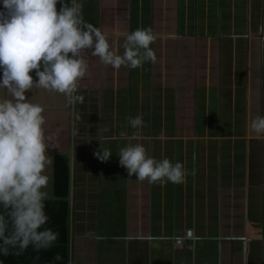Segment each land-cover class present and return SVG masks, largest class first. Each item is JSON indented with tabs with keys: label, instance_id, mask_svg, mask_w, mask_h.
<instances>
[{
	"label": "crops",
	"instance_id": "obj_1",
	"mask_svg": "<svg viewBox=\"0 0 264 264\" xmlns=\"http://www.w3.org/2000/svg\"><path fill=\"white\" fill-rule=\"evenodd\" d=\"M82 3L85 22L101 30L150 27L160 38L150 45L157 62L132 70L102 65L85 50L89 69L77 93L84 100L74 109L57 92L34 87L25 93L45 109L51 137L46 191L52 203L61 196L68 202L67 223L57 203L45 206L44 227L58 239L67 228L58 264H257L253 242L264 244V236L248 238L242 228L261 227L249 221L257 210L249 186L264 178V136L250 132L248 123L264 116V0ZM109 42L119 48L123 40L110 35ZM30 75L36 78L34 70ZM138 114L145 126L133 143L156 159L184 163L195 175L183 184L129 177L117 156L128 143L119 133L135 131L127 118ZM103 126L108 131L101 140ZM101 142L112 152L107 161L96 156ZM187 231L190 238L183 237ZM261 245L258 264H264ZM33 252L45 256V250Z\"/></svg>",
	"mask_w": 264,
	"mask_h": 264
},
{
	"label": "clouds",
	"instance_id": "obj_2",
	"mask_svg": "<svg viewBox=\"0 0 264 264\" xmlns=\"http://www.w3.org/2000/svg\"><path fill=\"white\" fill-rule=\"evenodd\" d=\"M2 5L0 89L5 90V96L0 98V254L8 256L22 255L29 246L37 252L48 250L59 237L58 232L44 227L49 222L45 202L53 198L46 191L50 177L45 170L53 159L46 154L51 137L45 133V109L27 99L25 93L34 87L57 92L74 109L84 100L77 93L89 69L85 50H92L91 56L113 69H138L146 62H157L150 45L160 37L150 27L111 34L101 30L85 22L82 0H2ZM110 35L122 38V54L110 44ZM33 70L35 79L30 75ZM70 114L80 119L74 111ZM127 120L135 131L130 135L119 133L128 143L119 148L117 156L129 177L134 175L138 181L149 184H183L188 175H195L194 170L189 173L184 163L156 159L142 143H133L142 139L143 115ZM248 128L264 136V116L250 119ZM98 131L102 140L108 129L103 126ZM76 132L73 129V135ZM159 138L164 139L163 134ZM96 156L107 161L112 152L101 142Z\"/></svg>",
	"mask_w": 264,
	"mask_h": 264
},
{
	"label": "trees",
	"instance_id": "obj_3",
	"mask_svg": "<svg viewBox=\"0 0 264 264\" xmlns=\"http://www.w3.org/2000/svg\"><path fill=\"white\" fill-rule=\"evenodd\" d=\"M61 177L66 178L64 174L61 175ZM59 202H53L51 200L46 201V205H52L56 204L57 206L64 212L65 214V223H67V212H68V202L65 200L64 196L57 197ZM63 214V213H62ZM64 221V218H62ZM63 238H59L56 243L48 250H45V256H43L41 259L39 257L34 256V252L32 250V247L29 246V248L24 252L25 256L20 258H14L12 259L10 257V254L8 256H4L0 254V264H58V260L56 259L57 256L60 258L64 256V251L62 245L63 239H66L67 241V228L65 225V234H61ZM49 254H48V253ZM60 263V261H59ZM63 264H67L66 261H63Z\"/></svg>",
	"mask_w": 264,
	"mask_h": 264
},
{
	"label": "rangeland",
	"instance_id": "obj_4",
	"mask_svg": "<svg viewBox=\"0 0 264 264\" xmlns=\"http://www.w3.org/2000/svg\"><path fill=\"white\" fill-rule=\"evenodd\" d=\"M119 37H116V39ZM165 42V40H164ZM256 175H252V178H256L254 177ZM259 176V175H257ZM258 180L252 179L251 184L249 186V199L252 202V204H254L255 208H257V210L255 209L252 210L251 206L249 205V208L252 210H250V219L249 221H251V224L255 227H257V221L260 223L261 227L259 230L255 231L254 229L250 228V225L247 224V227L242 228V234L243 235H247V237L251 238V234H253V236L259 237L262 234L264 236V187L262 186V184L264 183V178L259 179V177H257ZM258 181V182H257ZM261 186L263 187V189L261 188ZM244 214V212L242 213ZM246 219H243V221ZM243 225V223H242ZM229 233H231V231H229ZM261 233V234H260ZM253 241V240H252ZM255 243L254 246V253L256 255V260H257V264L259 262H261L260 258V247L258 245H261V243H257V239L253 242ZM261 250H262V255L264 256V244L261 245ZM264 263V260H263Z\"/></svg>",
	"mask_w": 264,
	"mask_h": 264
},
{
	"label": "built area",
	"instance_id": "obj_5",
	"mask_svg": "<svg viewBox=\"0 0 264 264\" xmlns=\"http://www.w3.org/2000/svg\"><path fill=\"white\" fill-rule=\"evenodd\" d=\"M190 236H191V231H187V232L185 233V236H184V237H185V238H189ZM182 239H183V238H182ZM181 242H182V240H180V239L177 241L178 244H180Z\"/></svg>",
	"mask_w": 264,
	"mask_h": 264
},
{
	"label": "water",
	"instance_id": "obj_6",
	"mask_svg": "<svg viewBox=\"0 0 264 264\" xmlns=\"http://www.w3.org/2000/svg\"><path fill=\"white\" fill-rule=\"evenodd\" d=\"M246 248H247V241L245 238L243 239V252L246 253Z\"/></svg>",
	"mask_w": 264,
	"mask_h": 264
}]
</instances>
